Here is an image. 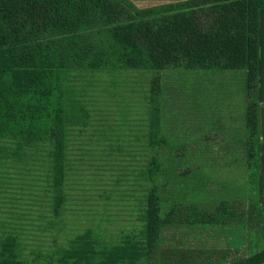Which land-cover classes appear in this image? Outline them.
Segmentation results:
<instances>
[{"label":"trees","instance_id":"obj_1","mask_svg":"<svg viewBox=\"0 0 264 264\" xmlns=\"http://www.w3.org/2000/svg\"><path fill=\"white\" fill-rule=\"evenodd\" d=\"M263 7L264 0H188L151 8H139L131 0H0L1 165L24 167L31 161L25 155L36 145L51 144L53 186L59 194L51 200L59 208L71 128L82 122L87 112V89L81 87V80L96 73L147 72L154 76V87L160 81L158 75L167 71L180 77L243 71L247 171L256 193L259 10ZM248 198L246 194L243 198L214 199L213 203L194 200L189 204L177 198L167 204L156 186L146 197L145 224L137 236L128 235L103 248L90 232H83L66 248L48 250L46 262L264 264V206L258 202L247 206ZM214 221L219 226L232 221L243 225L242 247L201 250L162 246L163 233L171 226L209 227ZM37 256L39 260L38 252ZM23 257L24 249L2 247L0 264H26Z\"/></svg>","mask_w":264,"mask_h":264},{"label":"rangeland","instance_id":"obj_2","mask_svg":"<svg viewBox=\"0 0 264 264\" xmlns=\"http://www.w3.org/2000/svg\"><path fill=\"white\" fill-rule=\"evenodd\" d=\"M131 1L151 8L188 0ZM158 76L154 87L152 74L125 70L80 81L87 89V112L71 128L59 208L51 200L59 195L51 144L36 145L25 155L31 161L24 167L0 162V251L24 249V263L47 264L48 250L66 248L83 232L103 248L137 236L145 224L146 197L156 186L167 204L177 198L213 203L246 194L247 206L261 202L247 171L245 73ZM214 222L171 226L162 246L242 247L243 225Z\"/></svg>","mask_w":264,"mask_h":264},{"label":"crops","instance_id":"obj_3","mask_svg":"<svg viewBox=\"0 0 264 264\" xmlns=\"http://www.w3.org/2000/svg\"><path fill=\"white\" fill-rule=\"evenodd\" d=\"M239 72V71H235ZM208 73V72H207ZM197 74H187L188 76H201ZM257 99L259 107V136L260 142L258 147L259 157V175H258V196L261 200L259 204L264 205V7L259 10V65H258V88ZM257 196V197H258Z\"/></svg>","mask_w":264,"mask_h":264}]
</instances>
